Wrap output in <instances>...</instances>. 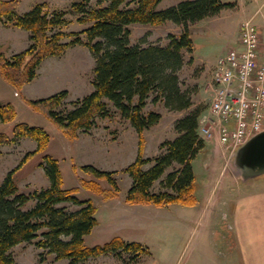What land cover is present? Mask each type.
Masks as SVG:
<instances>
[{
  "label": "trees",
  "instance_id": "obj_1",
  "mask_svg": "<svg viewBox=\"0 0 264 264\" xmlns=\"http://www.w3.org/2000/svg\"><path fill=\"white\" fill-rule=\"evenodd\" d=\"M163 0H99L98 8H89L91 0L73 4L74 13L79 15L77 23L90 27L82 32L59 31L73 22L66 18L65 11L50 13L46 3L36 4L31 11L19 15L20 0H0V22L6 26L20 28L30 33L29 47L12 57L0 52V76L20 92L38 76L42 63L50 57H61L72 47L84 45L96 59L94 91L85 98L73 101V109L58 112L69 96L61 91L48 98L26 100L28 106L45 115L69 140L77 138L79 132H89L97 127V119L112 117L109 101L122 118L130 121L140 137L136 160L125 172L132 178L127 192L128 205H153L166 207L178 204L186 207L197 205L196 176L192 162L205 149L199 129V118L203 113L195 110L178 120L175 125L179 136L161 145L163 151L154 159L146 158L145 131L158 125L162 115L156 111L145 112L149 101L163 103L170 111H185L192 106V96L181 88L179 73L184 66L183 51L194 52V41L189 28L208 17L218 15L224 9H233L235 2L222 0H191L165 10H158ZM166 22L183 25L180 36L168 35V45L141 47L130 42L133 24L162 25ZM81 35H86L84 42ZM73 38L69 42L64 40ZM193 61V58L192 60ZM17 112L11 103L0 104V121L12 123ZM29 138L37 143V149L28 153L21 163L11 171L0 186V264H14L10 251L22 244L36 242L39 249L54 256V261L69 260L70 264H81L104 255H114L127 264L138 263L143 257L151 256V250L137 242H127L115 237L104 245L88 247L86 237L98 225L97 207L92 199L77 197L79 188L64 189L59 160L45 154L41 167L44 168L50 186L32 193H21L14 175L37 154L45 153L50 135L45 129L18 123L13 137L0 133L1 148L14 143V139ZM149 164L152 166L145 170ZM179 165V169L168 174L162 182L165 189L159 193L152 188L168 168ZM82 171L93 179H80L82 188L103 201L117 199L120 187L116 172L103 171L92 165L82 166ZM107 184L106 186L104 184ZM170 189L171 192L166 191ZM30 203L33 206L25 209ZM65 204L78 206L69 211ZM41 234L39 235V233ZM41 256V261H45Z\"/></svg>",
  "mask_w": 264,
  "mask_h": 264
},
{
  "label": "rangeland",
  "instance_id": "obj_2",
  "mask_svg": "<svg viewBox=\"0 0 264 264\" xmlns=\"http://www.w3.org/2000/svg\"><path fill=\"white\" fill-rule=\"evenodd\" d=\"M79 1L81 0H20L17 13L23 15L31 11L36 4L46 3L50 13L65 11L66 18L73 22L59 31L82 32L91 24L77 23L79 15L73 12L72 6ZM185 1L191 0H163L158 10H165ZM222 1L235 2L237 5V2L245 0ZM104 5L106 3L99 5V0H91L89 8ZM249 10V13L245 14L241 7L224 9L219 16L189 24L194 52L183 51L185 63L179 76L181 88L192 96V106L181 112L170 111L163 103L154 105L149 101L145 112H159L162 120L142 135L146 140L144 153L146 158H156L163 152L161 150L163 143L173 141L179 136L175 129L178 120L198 109L203 113L209 110L212 95L208 85L215 69L213 64L237 46L239 25L249 20L257 26L264 23V0H252ZM252 16L254 17L251 18ZM129 29L132 45L167 46L168 35L180 36L184 26L166 22L157 26L133 24ZM81 38L87 42L86 35H81ZM72 39L67 38L64 41L69 42ZM25 50L26 48L12 53L11 49L5 51L0 48V52L7 57ZM95 66L96 59L91 50L79 45L69 48L61 57L46 59L38 70L37 78L25 85L26 93L23 89L17 92L0 76V104L11 103L17 112L14 122L5 124L0 121V133L13 137L14 126L18 123H27L45 129L51 138L47 151L35 155L14 175L21 193L28 194L50 186L44 168L40 166L43 156L48 154L59 160L63 188L67 190L79 188L80 191L77 193L79 199L85 200L92 195L80 184L81 178L93 179L91 175L82 171L81 168L85 165L116 172L120 196L126 197L132 186V178L125 170L137 158L140 137L130 121L122 118L112 103L106 101L111 110V118H98L97 127L87 133L79 132L74 140L67 139L45 115L33 111L26 103V100H29L25 98L27 96L29 98L39 95L37 97L41 98L31 99L35 101L46 98L49 94L51 96L68 91L69 96L58 112L71 111L74 108L71 104L73 101L81 100L94 91ZM201 139L205 149L192 162L196 176L198 202L196 206L152 205L148 211L118 212L114 215L115 219L113 214H108L102 207L100 215L97 216L101 221L100 227L86 239V245L88 247L104 245L115 237L127 236L130 242L140 243L151 250L152 255L146 264H264V175L247 182L242 181L234 167V158L230 150L216 141L214 143ZM36 149L37 143L29 138L14 139V143L1 148L0 186L23 158ZM151 166L152 164L147 165L145 170ZM179 168V165L168 168L163 177L155 183L152 192L159 193L165 190L162 182L166 180L168 174ZM166 191L171 192L170 189ZM100 200L102 199L99 198L98 201ZM97 203L95 206L101 207V204ZM33 204L30 203L25 209ZM62 206H66L69 211L79 209L78 206L70 204ZM116 233L120 235L115 236ZM38 240L40 237L30 243L14 247L10 251L14 264L56 262L53 255L36 246ZM41 256H45L46 260L41 261ZM122 258V264L129 262L128 255L123 254Z\"/></svg>",
  "mask_w": 264,
  "mask_h": 264
},
{
  "label": "built area",
  "instance_id": "obj_3",
  "mask_svg": "<svg viewBox=\"0 0 264 264\" xmlns=\"http://www.w3.org/2000/svg\"><path fill=\"white\" fill-rule=\"evenodd\" d=\"M211 106L199 135L234 153L264 131V39L252 20L240 27L238 45L221 56L208 85Z\"/></svg>",
  "mask_w": 264,
  "mask_h": 264
},
{
  "label": "crops",
  "instance_id": "obj_4",
  "mask_svg": "<svg viewBox=\"0 0 264 264\" xmlns=\"http://www.w3.org/2000/svg\"><path fill=\"white\" fill-rule=\"evenodd\" d=\"M251 4H252V0H245L244 2H241V3L237 2V5L235 8L240 9V7H241L243 9V11L245 12V14H248L250 11L249 7L251 6ZM221 13H222V11L218 15H215V16H219ZM253 17L254 16H252L251 18H253ZM206 19H208V18H206ZM263 21H264V19H263ZM240 26L241 25H239L238 37L236 39L237 45H238L239 36H240ZM258 28H259V30H260L261 34L263 35V38H264V29H263L264 23H262V25L259 24ZM29 44H30V33L28 31H25V30L20 29V28L9 27V26H6L4 23L0 22V48L1 49L5 50V51H8L11 49L12 50L11 52L15 53L18 50H22L25 48L27 49L29 47ZM216 63H217V61L213 64L214 67L216 66ZM26 90H27V87L25 86L23 88V91H25V93H26ZM15 95H16V93H15ZM37 96H39V95H35V96L29 97V98H28V96L27 97L24 96V97L29 99V100L41 98V97H37ZM49 96H50V94L46 95V98ZM89 198L93 200L94 204H98L97 202H99L101 204V207L97 206L98 211H97L96 217L100 215L102 207L105 208V210L108 212V214H113V219H115L114 215L118 212H129L130 210L148 211L149 209H151V206H152V205H128L125 203L126 197H121L120 195L117 199H113V200H109V201H103V200L98 201L99 198H97L95 196H90ZM96 199H98V200H96ZM140 206H143V208ZM167 207H170V206H167ZM97 220H98V225L94 228V230L97 227H100L101 221L98 218H97ZM94 230L92 231V233L94 232ZM124 230H126V229H124ZM116 234L117 235H115V236L120 235L118 233H116ZM89 236H87L86 239ZM121 238H123L125 241L130 242L128 240L129 237H127V236H124ZM149 257L150 256H145L138 263H135V264H146ZM68 261L69 260H61V261H56L53 264H69ZM81 264H122V263H121V260L118 259L117 257H115L114 255H104V256L98 257L96 259H90V260H88L84 263H81Z\"/></svg>",
  "mask_w": 264,
  "mask_h": 264
},
{
  "label": "water",
  "instance_id": "obj_5",
  "mask_svg": "<svg viewBox=\"0 0 264 264\" xmlns=\"http://www.w3.org/2000/svg\"><path fill=\"white\" fill-rule=\"evenodd\" d=\"M234 167L242 179L247 182L264 175V131L252 137L233 154Z\"/></svg>",
  "mask_w": 264,
  "mask_h": 264
}]
</instances>
